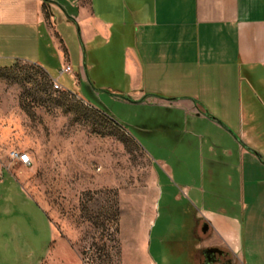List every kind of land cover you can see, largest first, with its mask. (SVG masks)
Returning <instances> with one entry per match:
<instances>
[{"label": "crops", "instance_id": "obj_1", "mask_svg": "<svg viewBox=\"0 0 264 264\" xmlns=\"http://www.w3.org/2000/svg\"><path fill=\"white\" fill-rule=\"evenodd\" d=\"M63 2L0 0V68L36 64L59 82L66 63L72 88L81 82L113 85L132 100L208 116L232 142L207 145L208 192L219 198L216 165L233 159L235 173L225 179L229 186L236 181L238 195L224 197L227 204L206 205L194 176L178 182L183 193L195 196L182 245L192 264H264V147L254 138L255 117L264 111V0H86L74 13ZM49 4L63 13H53L60 16L55 27L61 42L53 16L45 14ZM62 24L77 28L76 42ZM115 81H122L121 88ZM27 168L0 155V264H82L24 184ZM5 228L12 237L3 247ZM148 229L138 255L122 258L126 264H159L146 250Z\"/></svg>", "mask_w": 264, "mask_h": 264}, {"label": "rangeland", "instance_id": "obj_2", "mask_svg": "<svg viewBox=\"0 0 264 264\" xmlns=\"http://www.w3.org/2000/svg\"><path fill=\"white\" fill-rule=\"evenodd\" d=\"M85 2L65 0L62 5L74 13ZM53 13L63 15L56 4L45 7L60 41L55 27L60 16ZM59 28L76 42L74 25ZM59 82L68 89L53 88L48 72L36 64L0 68V155L15 161L10 151L29 153L32 163L24 184L50 214L56 234L67 238L82 264H126L122 258L138 255L155 214L147 233L149 255L159 264H192L182 239L195 196L183 193L178 182H193L187 178L194 176L205 189L206 205L236 198V181L229 186L225 179L235 173L233 159L216 165L222 175L214 182L218 199L208 192L212 186L206 177L212 166L207 145L231 144V138L212 126L208 116L185 114L156 100H132L113 91V85L81 82L79 89L72 88L66 74ZM115 82L121 88L122 81ZM255 118L254 138L264 147V111ZM11 237L5 228L3 247Z\"/></svg>", "mask_w": 264, "mask_h": 264}, {"label": "built area", "instance_id": "obj_3", "mask_svg": "<svg viewBox=\"0 0 264 264\" xmlns=\"http://www.w3.org/2000/svg\"><path fill=\"white\" fill-rule=\"evenodd\" d=\"M72 71L71 65L70 64H63L61 65L59 69V74H68ZM52 86L55 89H61L62 86L57 80H52ZM10 157L13 159H16L19 161L22 165L24 166H30L32 163L31 157L27 151H17V150H12L10 151Z\"/></svg>", "mask_w": 264, "mask_h": 264}, {"label": "water", "instance_id": "obj_4", "mask_svg": "<svg viewBox=\"0 0 264 264\" xmlns=\"http://www.w3.org/2000/svg\"><path fill=\"white\" fill-rule=\"evenodd\" d=\"M256 153V152H255ZM257 154V153H256Z\"/></svg>", "mask_w": 264, "mask_h": 264}]
</instances>
